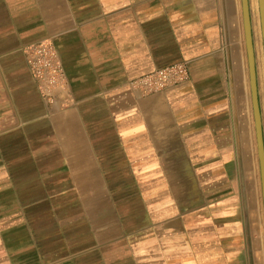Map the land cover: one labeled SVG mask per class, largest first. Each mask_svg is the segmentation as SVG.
Returning a JSON list of instances; mask_svg holds the SVG:
<instances>
[{
    "label": "crops",
    "instance_id": "1",
    "mask_svg": "<svg viewBox=\"0 0 264 264\" xmlns=\"http://www.w3.org/2000/svg\"><path fill=\"white\" fill-rule=\"evenodd\" d=\"M46 39L51 102L23 53ZM244 49L241 0H0V264H264Z\"/></svg>",
    "mask_w": 264,
    "mask_h": 264
},
{
    "label": "built area",
    "instance_id": "2",
    "mask_svg": "<svg viewBox=\"0 0 264 264\" xmlns=\"http://www.w3.org/2000/svg\"><path fill=\"white\" fill-rule=\"evenodd\" d=\"M24 56L30 74L43 99L51 102L54 94L67 86L66 77L53 44L43 40L24 48ZM189 70L183 62L157 68L129 85L143 97L159 94L168 88L179 86L189 80Z\"/></svg>",
    "mask_w": 264,
    "mask_h": 264
},
{
    "label": "water",
    "instance_id": "3",
    "mask_svg": "<svg viewBox=\"0 0 264 264\" xmlns=\"http://www.w3.org/2000/svg\"><path fill=\"white\" fill-rule=\"evenodd\" d=\"M241 4H242L243 27L245 34V45L247 50L249 80L251 87L253 112L255 118L257 149H258V158H259L260 175H261V183H262L263 209H264V138H263V130H262L261 111H260L258 91H257L256 63H255V54H254L253 39H252V30L250 24L249 0H241ZM258 9H259L260 29H261V35L263 41V50H264V0H258Z\"/></svg>",
    "mask_w": 264,
    "mask_h": 264
},
{
    "label": "rangeland",
    "instance_id": "4",
    "mask_svg": "<svg viewBox=\"0 0 264 264\" xmlns=\"http://www.w3.org/2000/svg\"><path fill=\"white\" fill-rule=\"evenodd\" d=\"M257 5H258V0H257ZM242 8V4H241ZM249 9H250V0H249ZM258 14H259V9H258ZM250 24H251V30H252V39H253V47H254V54H255V63H256V75H257V91H258V100H261V94H260V77H259V71H258V62H257V57L259 54V57L262 60V66H263V71H264V50H263V41H262V35H261V29H260V21H259V16H258V29L259 33L257 36H255L254 29H253V21L251 19V13H250ZM47 40V39H46ZM43 41V40H41ZM50 41V40H48ZM243 41L245 45V34H244V27H243ZM40 42V41H38ZM51 42V41H50ZM37 43V42H36ZM52 43V42H51ZM34 44V43H33ZM54 46V45H53ZM26 47V46H25ZM24 51V49H23ZM258 51V52H257ZM24 53V52H23ZM243 57L246 59L245 61V67L248 69V60H247V50H246V45L245 49L243 50ZM26 60V59H25ZM30 72V71H29ZM249 78V70H248V76ZM33 79V78H32ZM260 106V105H259ZM261 111V118H262V130H263V138H264V120H263V112L262 109L260 108ZM258 153V149H257ZM259 160V158H258ZM260 170V166H259ZM261 236L263 239V246H264V209L262 210V224H261Z\"/></svg>",
    "mask_w": 264,
    "mask_h": 264
},
{
    "label": "bare ground",
    "instance_id": "5",
    "mask_svg": "<svg viewBox=\"0 0 264 264\" xmlns=\"http://www.w3.org/2000/svg\"><path fill=\"white\" fill-rule=\"evenodd\" d=\"M250 13H251V19L253 21L254 33H255V36H257L259 33V29H258L259 14H258L257 0H250ZM257 62H258V71H259V77H260V93H261V100H262V105H263V120H264V71H263V66H262V60L259 57V54L257 57Z\"/></svg>",
    "mask_w": 264,
    "mask_h": 264
}]
</instances>
